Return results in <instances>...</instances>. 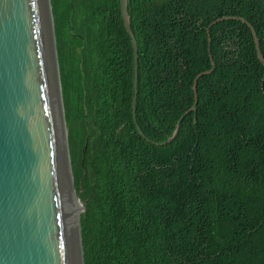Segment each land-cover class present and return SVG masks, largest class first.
I'll list each match as a JSON object with an SVG mask.
<instances>
[{
    "label": "trees",
    "instance_id": "trees-1",
    "mask_svg": "<svg viewBox=\"0 0 264 264\" xmlns=\"http://www.w3.org/2000/svg\"><path fill=\"white\" fill-rule=\"evenodd\" d=\"M51 1L85 264H264V0Z\"/></svg>",
    "mask_w": 264,
    "mask_h": 264
},
{
    "label": "water",
    "instance_id": "water-1",
    "mask_svg": "<svg viewBox=\"0 0 264 264\" xmlns=\"http://www.w3.org/2000/svg\"><path fill=\"white\" fill-rule=\"evenodd\" d=\"M120 3L134 47L137 123L139 48L128 0ZM226 20L250 27L264 65L261 40L243 16L212 21L207 27L210 47L212 27ZM210 56L212 68L194 80L193 106L173 134L156 144L171 143L188 113L195 112L197 121L198 80L216 68ZM85 210L71 161L52 1L0 0V264H85L81 225Z\"/></svg>",
    "mask_w": 264,
    "mask_h": 264
}]
</instances>
